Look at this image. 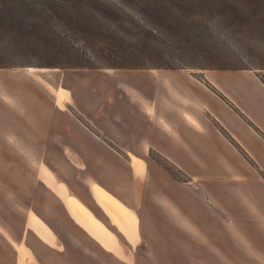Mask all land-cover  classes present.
<instances>
[{"label": "crops", "instance_id": "obj_1", "mask_svg": "<svg viewBox=\"0 0 264 264\" xmlns=\"http://www.w3.org/2000/svg\"><path fill=\"white\" fill-rule=\"evenodd\" d=\"M104 80L99 73L62 77L65 87L57 84L66 96L62 103L22 69H0V186L16 195V203L62 205L65 210V200L77 204L69 201L64 187L45 181L55 195L39 172H29L21 163L79 160L88 168L77 176L86 188L81 200L88 203L93 198L99 205L98 197L101 205H107L106 198L120 205L140 227L131 207L140 192L137 178L153 177L150 188L141 192L142 199L147 205H172L169 216L161 213L159 218L171 230L170 242L180 250L177 262L190 263L187 258L196 249L203 262L208 258V264H264V75L254 70H211L199 78L185 70H160L158 75L131 77L124 84L106 85ZM205 136H214L226 149L234 148L233 139L239 148H234V160L211 153L219 152L218 148L201 146ZM151 151L190 181L176 183L166 172L145 171ZM211 155L217 158L212 159L217 161L214 167L205 163ZM248 161L253 163V174L243 170ZM56 177L66 185L61 174ZM200 179L218 183L226 196L227 206L217 207L225 217L219 228L193 219L194 208L182 195V191L201 192ZM148 222L152 227V221ZM226 226L233 234L222 237ZM49 227L57 237L58 232ZM155 228L152 240L162 241L164 233ZM194 230L200 239L194 237ZM19 235V241L28 240L34 257L40 252L54 256L55 248L32 231ZM84 235L81 240L86 245L88 239L93 241ZM200 241L219 243L224 253L214 254L216 258L205 251L209 245L195 244Z\"/></svg>", "mask_w": 264, "mask_h": 264}, {"label": "rangeland", "instance_id": "obj_2", "mask_svg": "<svg viewBox=\"0 0 264 264\" xmlns=\"http://www.w3.org/2000/svg\"><path fill=\"white\" fill-rule=\"evenodd\" d=\"M108 1L121 7V9L124 8L127 13L133 15L128 8L122 7L119 1ZM232 1L239 14L233 17V19L221 20L213 16L207 17L206 20L203 19L199 23L189 26L186 32H184V37L177 36L176 34V36L171 35V33L166 32L162 27H155L156 31H159V36L154 41H149L151 43L150 46L153 49H176L168 52L166 61L175 63L176 65H179L180 61L187 63V65H199L200 68L185 70L199 78L208 71H211V69L203 67L211 65V62L216 60H211L209 53L205 52V50H199L194 53L195 51L180 49H214L217 57H219L217 61L224 59L231 66L239 69L247 68L264 75V10L260 9L254 0ZM232 3L229 4L232 5ZM146 17H141L139 20H142L141 24L145 29L152 30L154 27L149 25L148 21L150 19ZM185 37H189V39ZM133 42L134 40L130 39L127 41L130 46L133 45ZM10 61L20 66L15 69H22L29 77L32 76L28 73V70H36L40 76L50 79L51 82L53 80L58 89L59 86L57 84L61 82V78L68 75L99 73L104 76L106 85H113L124 84L131 77L138 78L143 74L158 75L160 70L170 71L169 69L116 70L106 68L89 72L51 68L48 65L50 59L31 53H13L11 54ZM29 66L49 69H24ZM61 86L65 87L63 81L61 82ZM128 89L126 88L127 91ZM57 99L62 103L66 99L65 94L60 89L59 98ZM205 139L201 146L207 145L210 149L218 148L219 152L212 151L211 153L220 158H223V155H225L229 159L234 160V148L239 151L238 146L231 138L230 140L234 148L230 149L221 147L220 142L214 136H205ZM213 155L209 156L211 161L205 162L211 167H214L217 162L212 161V159H217L216 157L212 158ZM68 159L64 162L45 161L40 163L30 161L21 163L25 170L36 174L39 172V177L45 184L46 182L49 185L51 183L56 188L61 187L62 190L64 187L69 201L77 204L69 205L68 201L64 199L67 203V205H64L65 210L62 205H25L19 202L16 203V195L6 192L0 186V264H187L185 260L184 262H181V260L177 262L178 251L180 250L176 251V243L170 242L171 230L165 225L164 220L159 218L161 217V213L164 217L169 216L167 211L171 208L173 209L172 205H147L148 203H145L142 199L141 192L145 188H150L149 186L153 182V177L137 178L140 182L137 184L140 192L135 195V205H131V207L134 208V212L139 217L140 227L120 205H114L126 218L127 222L124 225L113 214L108 205H101L98 197L99 205L95 204L93 198L88 203L81 200V193L82 191H86V188L77 176L86 172L88 168L84 162H80L79 160L72 162ZM145 163V171L149 170L153 172L160 170L166 172L176 183L184 184L190 181L173 164L153 151H151L150 157ZM111 164L117 167L116 163L113 162ZM134 165L138 169L141 168V165L137 162ZM243 170L247 171V174H253V163L248 161L247 168H244L243 165ZM60 174L65 178L66 185L58 181L56 175ZM261 177L264 179L263 175ZM1 183H3L2 180H0ZM198 185L201 192H188L187 194L185 191H182V195L184 197L187 196L188 201H190L189 205L194 208V216L192 218L196 219L199 223L201 222V224L208 223V225L210 224L219 228V223L221 224V221L223 222L225 217L222 210H219L217 207L227 206L225 205V202H227L226 196L218 183H203L200 179ZM246 186H249L248 180L246 181ZM47 187L52 192L54 191L48 185ZM229 190L232 191L231 195H234L232 188H229ZM107 191L111 192L108 189ZM53 193L56 195V191ZM67 206L72 214L69 212ZM226 212L228 213L227 215L233 218L230 210ZM77 220L97 237L96 240L98 242L91 237L92 235L90 236ZM149 220L152 221V227H150ZM49 226L58 232L57 237ZM155 227L161 229L160 232L164 233L165 236L162 241L152 240L150 233L154 234ZM201 228L202 226L199 227V229ZM1 229L8 234L10 242L5 238L6 235L2 233ZM26 230L32 231L44 244H49L50 247L55 248V252H53L54 256L51 255V257L49 252H40L39 257H34L28 248V240L24 243L17 239L20 236L19 234L24 233ZM81 230L87 233L93 241H90L86 237L88 239L86 245L83 241L85 235ZM201 233L206 234L204 229L201 230ZM230 234L233 233L226 226L222 237L229 236ZM193 235L200 239L196 231ZM60 239L61 241L59 242ZM195 244L197 246L199 244L202 247H204L203 245H209L201 241ZM219 246V243H211L205 248V251L212 253L216 257L218 253H224ZM58 248L60 251L57 250ZM201 255V251L194 249L192 257L187 258L190 262L188 264H208V258L203 262Z\"/></svg>", "mask_w": 264, "mask_h": 264}, {"label": "trees", "instance_id": "obj_3", "mask_svg": "<svg viewBox=\"0 0 264 264\" xmlns=\"http://www.w3.org/2000/svg\"><path fill=\"white\" fill-rule=\"evenodd\" d=\"M117 1L133 15L108 0H0V69L20 67L10 61L13 53L42 55L50 59L49 67L68 70L200 68L166 61L168 52L176 49L150 46L159 36L155 27L184 37L189 26L207 17L231 20L239 15L232 0ZM254 2L264 10V0ZM145 16L152 30L142 26L139 19ZM129 39L135 42L131 46ZM180 50H205L216 60L203 67L209 70H241L224 59L217 61L214 49ZM32 68L49 69H24Z\"/></svg>", "mask_w": 264, "mask_h": 264}, {"label": "bare ground", "instance_id": "obj_4", "mask_svg": "<svg viewBox=\"0 0 264 264\" xmlns=\"http://www.w3.org/2000/svg\"><path fill=\"white\" fill-rule=\"evenodd\" d=\"M28 73L37 81H39L42 85H44L54 96H56L57 98H59V89L55 86L53 80L51 82L50 79H46L42 76H40L39 74H37L36 70H28ZM103 200L105 201V203L109 206V208L112 210L113 214L119 219V221L122 224H126L127 220L124 217L123 213L118 210L114 205V203H112L110 200L103 198ZM2 233L5 234V238L10 242V238L8 236V234L2 230Z\"/></svg>", "mask_w": 264, "mask_h": 264}]
</instances>
